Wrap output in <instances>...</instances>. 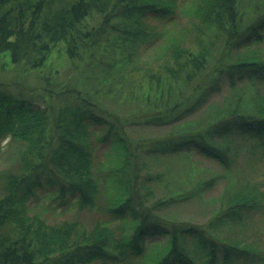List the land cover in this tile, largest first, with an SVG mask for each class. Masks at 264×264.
<instances>
[{
  "label": "trees",
  "instance_id": "1",
  "mask_svg": "<svg viewBox=\"0 0 264 264\" xmlns=\"http://www.w3.org/2000/svg\"><path fill=\"white\" fill-rule=\"evenodd\" d=\"M8 63L48 71L39 93L0 89V144L18 142L0 173V264H264V184L236 166L264 153V0H0ZM220 175L202 222L167 212ZM68 205L102 215L51 222Z\"/></svg>",
  "mask_w": 264,
  "mask_h": 264
},
{
  "label": "rangeland",
  "instance_id": "2",
  "mask_svg": "<svg viewBox=\"0 0 264 264\" xmlns=\"http://www.w3.org/2000/svg\"><path fill=\"white\" fill-rule=\"evenodd\" d=\"M48 71V68L44 71L38 72V71H27V72H21L20 68L16 65H11L8 63L6 65V68L1 72L0 71V81L2 84H0L1 90H6L10 92H18L20 90V86H23L25 89L34 88L36 93H39L41 88L44 86V80L43 75ZM69 71H63L60 69V72L56 74L53 78L56 81V84H59L60 81L61 84H64L66 82H71V78L69 77ZM225 90H223L224 92ZM28 96V94H25ZM73 94L64 93L61 97H55L54 103L60 104L62 102V99L64 100L65 96H68V102H73L74 98L72 96ZM217 97V96H216ZM128 130H131L130 132L133 135H145V136H152V135H159L162 133L167 132L170 127L169 126H149V127H142V126H128ZM97 132L100 134L103 132V127L101 125H97ZM18 146L17 141H11L10 137L5 138L1 144H0V173L5 171L6 169L11 168V156L15 152L16 148ZM249 146V144H248ZM192 160L198 161L200 165L207 167L209 170H213L217 173L223 172V167L219 165L216 161L208 160L207 158H199L196 154L192 155ZM247 161H250L254 167V169L250 170L245 163ZM236 166H238L240 169L247 171V173L253 175L256 179L259 178L262 180L264 184V153L261 152V150H257L252 153L249 151H242L239 153V155L236 158ZM235 167V164L234 166ZM226 183V178L222 175L220 177H217L212 185L206 190L202 197L196 196L191 197L187 199L186 201L177 203L174 207H172L167 212H170L179 219H188L192 222L198 223L202 222L206 217L209 216V213L211 212V209L216 207V203H212L211 199L212 197L219 196L220 192L222 191L224 185ZM264 187V186H263ZM47 188H41L37 190V193L39 197L37 198L38 204L47 203ZM39 206H34V208H38ZM43 213V212H42ZM102 214H100L98 211H95L94 209H85V210H76L74 207L68 205L67 209L63 211L62 213L59 212H53L48 211L47 216L52 219L51 222H60L64 219H78L81 222L89 225L94 224L97 218L101 217ZM256 216V215H255ZM258 218L262 217L263 223H264V213L262 216L258 213ZM7 229V228H6ZM4 229H2L3 231ZM263 239H264V231L262 233ZM164 235L157 236L156 234L149 237V240H158L163 239ZM148 240V239H147ZM113 264H130L127 261H117L116 263L113 262Z\"/></svg>",
  "mask_w": 264,
  "mask_h": 264
}]
</instances>
